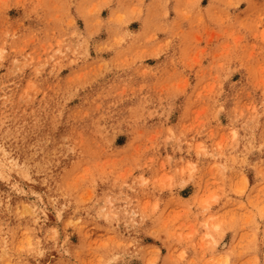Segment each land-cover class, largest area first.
<instances>
[{"label": "rangeland", "instance_id": "374dc122", "mask_svg": "<svg viewBox=\"0 0 264 264\" xmlns=\"http://www.w3.org/2000/svg\"><path fill=\"white\" fill-rule=\"evenodd\" d=\"M0 152V264H264V0H0Z\"/></svg>", "mask_w": 264, "mask_h": 264}, {"label": "bare ground", "instance_id": "6f19581e", "mask_svg": "<svg viewBox=\"0 0 264 264\" xmlns=\"http://www.w3.org/2000/svg\"><path fill=\"white\" fill-rule=\"evenodd\" d=\"M0 153H1V152H0ZM0 159H1V158H0ZM111 215H112V213H111ZM219 263H220V262L218 261V264H219ZM225 263H226V261H225ZM225 263H224V264H225Z\"/></svg>", "mask_w": 264, "mask_h": 264}]
</instances>
